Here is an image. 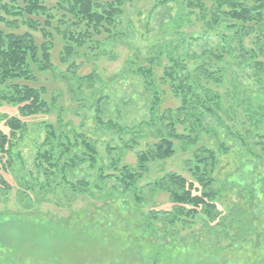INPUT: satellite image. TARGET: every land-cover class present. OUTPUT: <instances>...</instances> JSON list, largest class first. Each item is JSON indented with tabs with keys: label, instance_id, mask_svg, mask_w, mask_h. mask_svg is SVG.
Masks as SVG:
<instances>
[{
	"label": "rangeland",
	"instance_id": "obj_1",
	"mask_svg": "<svg viewBox=\"0 0 264 264\" xmlns=\"http://www.w3.org/2000/svg\"><path fill=\"white\" fill-rule=\"evenodd\" d=\"M152 2L127 3L118 26L125 35L99 43L92 53L85 50L83 55L78 54V58H73L77 64L75 69L67 70L59 62L62 42L54 39L51 55L55 68L37 74L36 83L45 87V97L50 103L54 98L53 107L47 114L21 117L26 131L13 151V166L1 172L10 188L0 187V264H264V167L246 154L239 141L228 135L227 129L211 116L205 117V123L215 129L217 136L203 135L201 141L215 150L218 142L226 146V150L217 152L220 191L217 207L222 215L217 222L204 224L195 219L192 224H177L174 234L164 236L161 228L149 234L151 230L140 227L143 219L140 213L151 208L169 209L167 196L162 192H155L153 196L145 192L147 203L143 210L136 211L121 209L120 202L112 203L108 197L103 200L79 193L63 194L54 185L48 191H40L36 185L33 159L44 139L43 122L57 129L60 118L63 125L95 140L103 157L107 141L109 146L120 148V136L125 132L107 129L106 124L96 122L94 102L98 98L102 99L100 108L105 109L101 119L104 123L114 116L119 127L131 128L150 119L149 95L129 63L134 61L135 49L141 56L152 54L160 42L177 38L174 36L177 26L181 36L199 35L203 30L193 16L190 23L177 21L178 14L183 12L178 5L169 4L172 18L167 19L160 13L161 8L152 9ZM214 33L193 42L191 51L214 49L221 42L220 36ZM34 35L40 42L39 34ZM235 55H225L222 61L214 63L223 70V82H208V86L220 93L225 106L234 107L238 129L264 133V121L251 126L244 108L234 106V96L239 100L249 97L253 103L264 105V74L259 77L249 67L252 60L247 58L239 63ZM159 62L152 70L160 94L156 115L165 108L174 109L179 103L168 85L159 82L164 56ZM138 65L145 63L135 64L134 68ZM91 72L97 76L91 85L79 83V75ZM0 113L17 115L16 109L5 102ZM65 126L62 130H67ZM0 130L8 132L2 120ZM123 136L124 140L129 139L128 134ZM150 139V134L142 136L138 147L123 150V162L135 166L136 151L144 149V143ZM192 149V146L181 149L175 142L174 155L150 163L138 185L167 172L190 178L185 161ZM119 152L114 149L112 155ZM152 225L160 226L161 222ZM154 251L160 254L156 263H150L148 257Z\"/></svg>",
	"mask_w": 264,
	"mask_h": 264
},
{
	"label": "trees",
	"instance_id": "obj_2",
	"mask_svg": "<svg viewBox=\"0 0 264 264\" xmlns=\"http://www.w3.org/2000/svg\"><path fill=\"white\" fill-rule=\"evenodd\" d=\"M132 1L137 0H0V107L5 102L17 111V115L0 113V120L8 129V132L0 130L2 189L10 186L1 172L13 166V151L26 131L21 117L47 114L53 107L54 98L50 103L45 97V87L36 83L37 74L55 68L51 55L54 39L62 42L59 62L66 65L67 70L75 69L77 64L73 58H78V54L83 55L85 50L92 53L99 43L125 35L118 26L125 5ZM152 3V9L161 8L160 13L167 19L172 18L169 4L178 5L183 12L176 20L190 23L193 16L203 30L199 35L181 36L177 26L174 33L177 38L160 42L152 54L141 56L135 49L134 61L129 63L132 73L140 77L149 95L150 119L131 128L119 127L114 116L104 123L101 119L105 109L100 108L102 99L98 98L94 102L96 122L106 124L107 129L125 132L123 135L128 134L129 139L120 136V148L109 146L107 141L106 155L102 157L95 140L63 125L60 118L57 129L43 122L44 139L35 153L33 166L40 191H48L54 185V188H61L63 194L79 193L103 200L108 197L112 203L120 202L121 209L143 210L147 203L145 192L150 196L155 192L166 194L169 209L151 208L140 213L142 230L149 229L152 234L161 228L166 236L176 232L177 224H192L195 219L204 224L217 222L222 216L217 207L220 198L217 152L226 150V146L217 140L215 150L201 141L203 135L217 136L215 129L205 123L206 116L217 120L227 129L228 135L239 141L245 153L264 167V133L238 129L234 107L225 106L220 93L208 86V82H223V70L214 63L222 61L225 55L236 54L233 57L239 63L248 58L252 60L249 67L259 77L264 74V60L259 59L264 57V0H153ZM210 32L219 35L221 42L214 49L191 51L192 43ZM35 33L39 34L40 42ZM162 56L165 63L159 82L168 85L179 103L174 109L165 108L156 115L160 94L152 70L161 64ZM143 62L145 65L134 68L135 64ZM96 77L91 72L77 78L79 83L91 85ZM234 99V106L244 108L251 126L256 127L264 121V105L260 102L253 103L249 97L239 100L234 96ZM62 126L67 130H62ZM147 134L151 139L144 143V149L136 151L135 166L123 162V150L138 147L139 139ZM175 142L181 149L193 147L185 161L190 178L167 172L138 185L150 163L174 155ZM114 149L120 151L115 156L112 155ZM40 177L42 179L38 180ZM153 222H161V225L154 226ZM116 235L118 233L113 237ZM158 254L154 251L148 261L156 263Z\"/></svg>",
	"mask_w": 264,
	"mask_h": 264
}]
</instances>
